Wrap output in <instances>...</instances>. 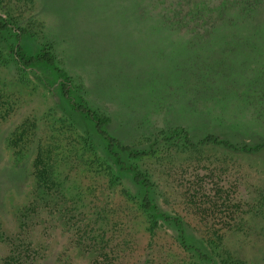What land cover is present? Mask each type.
Wrapping results in <instances>:
<instances>
[{"label": "rangeland", "instance_id": "1", "mask_svg": "<svg viewBox=\"0 0 264 264\" xmlns=\"http://www.w3.org/2000/svg\"><path fill=\"white\" fill-rule=\"evenodd\" d=\"M113 10L108 1L97 0H0V15L14 23L0 33V233L5 242L0 258L8 253L5 232L18 230L15 213L31 218L28 225L19 223V231L26 228L29 236L21 240L23 256L42 264H85L65 233L58 192L44 204L35 193L36 182L52 171L71 203L88 198L99 214L112 219L116 211L125 214L118 226L127 234L128 264H192L164 226L146 241L144 216L125 181L102 190L109 164L103 144L92 122L70 109L60 84L108 120L110 135L134 145H146L175 125L193 140L206 133L230 143L264 137V100L245 95L264 78V49L241 50V37L228 38L221 45L230 47L215 50H196L183 41L169 46L171 36L114 30ZM122 22L118 25L129 27ZM17 28L24 32L19 44L26 53L45 45L55 63L16 64ZM138 164L157 184L164 210L181 214L196 232L206 228L232 258L264 264V153L219 145L186 151L163 147ZM115 201L124 206L117 209Z\"/></svg>", "mask_w": 264, "mask_h": 264}, {"label": "trees", "instance_id": "2", "mask_svg": "<svg viewBox=\"0 0 264 264\" xmlns=\"http://www.w3.org/2000/svg\"><path fill=\"white\" fill-rule=\"evenodd\" d=\"M97 1L103 3L108 1L111 4L114 9L112 13L116 12L114 20L118 21L113 25V29L118 32L123 31L132 34L133 31L134 34L144 33L155 36L162 35L163 37L167 35L173 38L168 44L169 46L175 42L178 44L183 41L184 46L194 47L196 50H206L210 47H214L215 50L217 46L225 48L224 46L229 45L222 46V42L227 43L228 38L240 40L238 38L241 37V50L259 48L258 51L261 52L264 49V0ZM122 21L129 24V27L127 26V28L122 24L118 25L119 22L123 23ZM10 25L14 27V23H9L0 15V33L9 30ZM17 31L18 33L14 34L16 43L12 53V58L16 64L22 67H32L38 64L51 66L55 63L50 48L45 45L39 47L34 53H26L22 45L19 44L20 34L24 32L20 28H17ZM152 41L155 42L156 40ZM54 69L61 80L67 79L64 77V71L61 68L54 66ZM260 77L261 75L258 76V78ZM258 85L259 87L254 89L255 92L251 91L245 94L247 99L255 97L259 101L264 100L263 77H261ZM63 87V84L59 85L62 93L69 94L66 96V102L70 109L92 122L94 131L103 144L102 154L109 164L108 173L104 177L105 180L102 181V190L123 185L122 180L126 182L132 194L131 198L137 204L135 209L138 210L139 215L144 216L142 222L147 234V242L157 227L164 226L169 229L174 242L189 256L191 259L189 263L245 264L241 260L229 256V253L223 249L215 236H212L206 228L203 227L199 232H196L190 228L181 214L164 210L158 202V197L162 194L156 190L157 184L154 183L151 174L141 168L138 161L153 155L163 147H174L180 151H186L207 145H219L244 154L264 153V137L256 142L230 143L225 138L206 133L199 139L193 140L186 128L175 125L160 130L156 136L148 140L146 145L138 146L110 135L106 131L108 120L86 107L87 103L84 100L77 97V101L76 96L71 95L68 88L64 89ZM56 175V173L49 171L48 177L43 182H36L34 190L36 194L39 193V199L43 204L50 199L52 193L58 192L61 205H63L59 215L65 219V233L70 235L73 249L83 255V263H130V256L132 255L129 256L124 249L127 234L124 230L122 234L118 226L122 222L121 220L125 218V214L116 211L113 219L104 213L99 214L91 209V199L88 200V198L81 199L78 197L71 203V199L65 198V192L61 193L59 187L61 178ZM71 191H75V189L71 188ZM74 196V193L71 194V198ZM33 203L34 200L31 199L26 208L30 209ZM114 203L117 209L124 206V203L117 201ZM13 216L15 222L18 223V230L11 234L5 232V237L9 239L7 240L9 242L8 253L4 258H0V264H42L36 258L23 256L21 251V240L28 239L29 236L26 228L19 231V223L28 225L26 222L30 221L31 218L26 217V215L19 217L15 213ZM123 222L127 223V220ZM132 225L130 220L128 227L133 228ZM0 236V243H5L1 233ZM126 256L128 257L126 258ZM142 263L145 264V260H142Z\"/></svg>", "mask_w": 264, "mask_h": 264}]
</instances>
